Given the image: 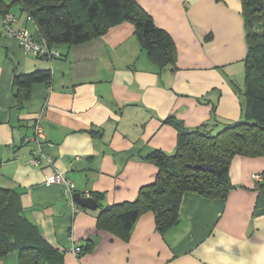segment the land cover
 I'll return each instance as SVG.
<instances>
[{
  "label": "crops",
  "instance_id": "0c3cea01",
  "mask_svg": "<svg viewBox=\"0 0 264 264\" xmlns=\"http://www.w3.org/2000/svg\"><path fill=\"white\" fill-rule=\"evenodd\" d=\"M137 2L169 33L175 69L160 70L146 57L130 22L63 45L59 57L38 58L6 34L0 17V186L21 194L25 215L63 251V264H264V181L253 178L264 173L263 156L232 159L234 188L224 199L185 193L180 220L165 233L152 211L139 216L126 238L99 223L103 207L132 202L155 181L151 151L176 152L179 129L169 116L186 130L241 118L247 52L241 0ZM11 11L14 31L39 37L19 4ZM39 69L51 70L52 81L34 84L25 107H17L15 74ZM39 117L52 165L30 163L38 145L25 140ZM55 170L66 173L74 192L97 197V207L73 199L75 211L63 185L46 184ZM0 264H18V253Z\"/></svg>",
  "mask_w": 264,
  "mask_h": 264
},
{
  "label": "trees",
  "instance_id": "16d2710c",
  "mask_svg": "<svg viewBox=\"0 0 264 264\" xmlns=\"http://www.w3.org/2000/svg\"><path fill=\"white\" fill-rule=\"evenodd\" d=\"M15 4L36 25L39 37L33 38L50 49L47 54L35 55L38 58L59 57L58 48L63 45L86 43L115 25L130 22L150 61L160 70L176 64L177 50L169 33L156 25L137 0H15L11 4L0 0L2 21L6 14H14L11 8ZM241 5L247 45L241 118L186 130L169 116L167 121L179 129L177 149L173 154L159 149L149 153L147 158L158 168L155 181L142 187L134 201L101 209L99 223L119 237L126 238L145 211L155 214L161 233L167 232L180 220L185 193L224 199L234 188L229 176L232 159L237 155L264 157V0H241ZM51 81L49 69L15 74L17 107H25L34 84ZM12 252L18 253V264H63V251L52 246L25 215L21 194L0 186V258Z\"/></svg>",
  "mask_w": 264,
  "mask_h": 264
},
{
  "label": "built area",
  "instance_id": "2783aa9c",
  "mask_svg": "<svg viewBox=\"0 0 264 264\" xmlns=\"http://www.w3.org/2000/svg\"><path fill=\"white\" fill-rule=\"evenodd\" d=\"M16 16L13 13H8L3 18V24L5 28V32L10 37H15L19 40L20 45L25 53L33 52L35 55H43L50 52V49L47 47L46 43L38 42L29 34L26 29L20 31H14L11 28L13 22H15ZM58 54V53H56ZM29 140H35L37 142L38 148L33 151V157L30 160V163L35 166L42 165V161L44 160L48 165L53 164V157L50 154H47L43 151V142H45V135L42 125V119L39 117L37 118L35 125H34V133ZM43 141V142H42ZM38 153V154H37ZM254 180L257 182L264 181V174L262 173H255L253 175ZM47 185H54V184H61L65 188V194L71 197L74 193L73 190V182L65 172L55 170L52 175L47 177L46 180ZM70 205L71 207L77 211L80 207L77 203L73 200V197L70 198ZM71 251L76 255L79 256L81 253V246L75 245L71 248Z\"/></svg>",
  "mask_w": 264,
  "mask_h": 264
},
{
  "label": "water",
  "instance_id": "95a60500",
  "mask_svg": "<svg viewBox=\"0 0 264 264\" xmlns=\"http://www.w3.org/2000/svg\"><path fill=\"white\" fill-rule=\"evenodd\" d=\"M73 199L84 208L95 209L97 207V201L92 197H84L81 192H74Z\"/></svg>",
  "mask_w": 264,
  "mask_h": 264
},
{
  "label": "rangeland",
  "instance_id": "374dc122",
  "mask_svg": "<svg viewBox=\"0 0 264 264\" xmlns=\"http://www.w3.org/2000/svg\"><path fill=\"white\" fill-rule=\"evenodd\" d=\"M235 64H237V63H235ZM241 64V63H240ZM231 82H232V79H231ZM264 180V179H263Z\"/></svg>",
  "mask_w": 264,
  "mask_h": 264
}]
</instances>
